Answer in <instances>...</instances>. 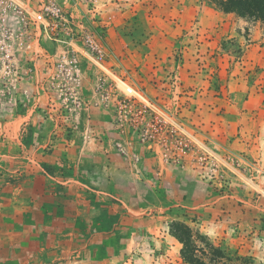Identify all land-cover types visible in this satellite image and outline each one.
I'll use <instances>...</instances> for the list:
<instances>
[{
	"label": "rangeland",
	"instance_id": "rangeland-1",
	"mask_svg": "<svg viewBox=\"0 0 264 264\" xmlns=\"http://www.w3.org/2000/svg\"><path fill=\"white\" fill-rule=\"evenodd\" d=\"M0 194V264H191L175 231L208 264H264V24L0 0Z\"/></svg>",
	"mask_w": 264,
	"mask_h": 264
},
{
	"label": "trees",
	"instance_id": "trees-1",
	"mask_svg": "<svg viewBox=\"0 0 264 264\" xmlns=\"http://www.w3.org/2000/svg\"><path fill=\"white\" fill-rule=\"evenodd\" d=\"M218 8L227 13H235L240 17L251 21H260L264 24V0H209ZM175 235L184 243L182 257L191 264H208L197 256V248L193 244L191 236H186L178 231Z\"/></svg>",
	"mask_w": 264,
	"mask_h": 264
},
{
	"label": "built area",
	"instance_id": "built-area-1",
	"mask_svg": "<svg viewBox=\"0 0 264 264\" xmlns=\"http://www.w3.org/2000/svg\"><path fill=\"white\" fill-rule=\"evenodd\" d=\"M42 12H43L44 18H46L47 16L49 17L51 16V18H54V19L56 17L63 18V8L55 2L45 3L43 5ZM84 40L87 43V45L93 48V50H97L99 52L98 53L99 57H103L104 55L103 49L95 35L88 33L84 36ZM64 59L65 60L60 62V66L62 67V69H65L67 65L70 64L71 68H75L76 69L75 72L67 70L68 71L67 73L71 78H75L77 80L79 72L82 68L85 67V64L82 63V61L78 59L77 55L72 56L71 54H68V56L67 55L64 56ZM67 59H68V62H65ZM103 65L106 66L105 63Z\"/></svg>",
	"mask_w": 264,
	"mask_h": 264
},
{
	"label": "crops",
	"instance_id": "crops-1",
	"mask_svg": "<svg viewBox=\"0 0 264 264\" xmlns=\"http://www.w3.org/2000/svg\"><path fill=\"white\" fill-rule=\"evenodd\" d=\"M2 196L3 194H0V202H3L4 201L3 199H5V196L3 197V199H1ZM14 201H15L14 199H10L9 201H4V202H14Z\"/></svg>",
	"mask_w": 264,
	"mask_h": 264
}]
</instances>
